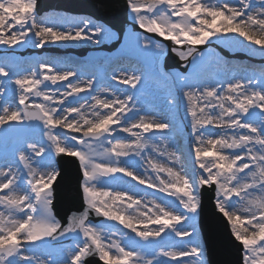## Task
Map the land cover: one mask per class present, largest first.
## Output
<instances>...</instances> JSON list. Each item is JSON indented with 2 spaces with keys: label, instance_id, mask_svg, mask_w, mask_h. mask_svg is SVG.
<instances>
[{
  "label": "snow or ice",
  "instance_id": "6c2138e0",
  "mask_svg": "<svg viewBox=\"0 0 264 264\" xmlns=\"http://www.w3.org/2000/svg\"><path fill=\"white\" fill-rule=\"evenodd\" d=\"M125 4L133 28L116 62L97 67L16 52L119 39L109 27L0 0V264H208L205 188L240 246L236 264H264V67L211 47L264 57V0ZM169 52L184 71H165ZM154 82L166 92L158 112L146 100ZM61 156L78 161L83 200L63 220Z\"/></svg>",
  "mask_w": 264,
  "mask_h": 264
},
{
  "label": "rangeland",
  "instance_id": "374dc122",
  "mask_svg": "<svg viewBox=\"0 0 264 264\" xmlns=\"http://www.w3.org/2000/svg\"><path fill=\"white\" fill-rule=\"evenodd\" d=\"M48 14V13H47ZM59 15H68V14H66V13H64V12H62V13H58ZM49 15H51V14H49ZM69 16H72V17H76V18H83V17H80V16H78V15H73V14H70ZM89 19H91V18H89ZM91 20H93V19H91ZM94 21V20H93ZM113 31V30H112ZM114 32V31H113ZM125 39H126V36H125ZM106 42H109V40L108 41H106ZM211 43V42H210ZM105 43H103L102 44V46L104 45ZM124 44V43H123ZM214 44V43H213ZM218 45H222L223 46V44H218ZM49 46H58V47H60L61 49H64L65 50V48H68V47H74V46H67V47H64V46H61L59 43H57V44H48V45H46L45 46V48L44 49H36L37 51H34V52H25L24 50L25 49H18L17 50V52H16V55L17 56H20V57H22V58H24V59H30L31 57H33V56H35V55H40V56H46V57H51V58H54V57H57V58H60V59H73L72 57H74V60H85L86 58L87 59H91V60H95V62H96V65H97V67H104L106 64H108V63H114L113 61H109L107 58H106V55L103 53V52H105L103 49H101V44H100V46L99 47H95L96 45L95 44H87V45H85V44H81V45H78V46H75V47H79V48H82V49H84V47L86 48V47H90L89 49V51L86 53V55H84V56H78V55H76L75 53H72V54H65V51H63V53L60 55V56H63V55H65V56H63V57H59V56H51V54H53V52H51V51H49L48 49H50L51 47H49ZM122 47V46H121ZM213 47V46H212ZM28 49H30V48H28ZM121 48H119L115 53H107V54H113V56L116 58V56L117 55H114V54H118V51L120 50ZM202 50H205V49H202ZM230 51H232L233 53H236V52H234L233 50H230ZM245 52V53H247L246 51H244V50H240V52ZM60 53V52H59ZM106 53V52H105ZM4 54V52H3V48H2V46H0V55H3ZM101 54V55H100ZM248 54V53H247ZM70 55H72V56H70ZM249 55V54H248ZM255 57H257V58H259L260 60H264V59H261V58H263V57H260V56H255ZM116 61V60H115ZM171 66V65H170ZM170 70H172V69H174V70H179V71H182L181 69H179V67H177V68H169ZM256 69V68H255ZM258 70V69H257ZM121 88H123V87H125V86H123V85H121L120 86ZM153 88L154 89H158V90H156L157 92H161V93H165L166 94V92H165V89H164V87H163V85L162 84H157V83H155L154 82V84H153ZM109 223H113V222H109ZM117 227L118 228H122V227H120V226H118L117 225ZM125 231H127V230H125ZM206 259V258H205ZM209 264V263H208Z\"/></svg>",
  "mask_w": 264,
  "mask_h": 264
},
{
  "label": "bare ground",
  "instance_id": "6f19581e",
  "mask_svg": "<svg viewBox=\"0 0 264 264\" xmlns=\"http://www.w3.org/2000/svg\"><path fill=\"white\" fill-rule=\"evenodd\" d=\"M158 99H159V101H161V102H163L164 103V97L162 96V95H158ZM151 102V101H150ZM152 103V102H151ZM147 105H148V107H149V103L147 102ZM153 112H158V111H161V110H156V111H154L151 107H149ZM125 135H127V134H125Z\"/></svg>",
  "mask_w": 264,
  "mask_h": 264
},
{
  "label": "water",
  "instance_id": "95a60500",
  "mask_svg": "<svg viewBox=\"0 0 264 264\" xmlns=\"http://www.w3.org/2000/svg\"><path fill=\"white\" fill-rule=\"evenodd\" d=\"M61 190H63V189L58 190V193H59V196H60V197L63 195V193L61 192ZM58 201H59V197H58V194H57V202H58Z\"/></svg>",
  "mask_w": 264,
  "mask_h": 264
}]
</instances>
